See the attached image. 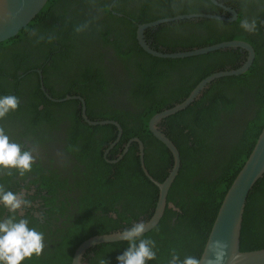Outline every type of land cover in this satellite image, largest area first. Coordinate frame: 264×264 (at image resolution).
I'll use <instances>...</instances> for the list:
<instances>
[{"label":"trees","instance_id":"obj_1","mask_svg":"<svg viewBox=\"0 0 264 264\" xmlns=\"http://www.w3.org/2000/svg\"><path fill=\"white\" fill-rule=\"evenodd\" d=\"M220 1L236 9L235 20L181 19L145 32L150 45L163 51L230 39L247 41L255 51L247 71L209 83L193 103L159 124L179 151L180 168L168 190L163 216L143 236L155 241L158 249L157 259L149 264H167L173 251L199 258L217 207L264 123V0ZM221 12L209 0H47L17 35L0 42V96L19 99L17 110L0 120V127L34 154L36 146L51 141L50 130L65 128L60 164L41 163L38 158L24 177L15 169L12 175L0 173V184L12 191L34 186L35 193L28 197L41 198L44 206L38 209L42 221L29 212L24 216L30 227L44 233L45 249L40 257L21 264H71L83 240L122 231L152 215L158 188L140 166L138 143H130L116 163L107 159H116L129 139L138 137L146 169L162 182L173 156L149 131V119L182 101L210 73L238 67L246 51L227 48L161 58L138 44L136 24L183 13ZM245 20L256 21L255 31L241 27ZM96 23L100 27L89 28ZM100 40L113 48L116 59L105 61L97 46ZM119 66L126 67L124 76L114 72ZM41 83L52 98L83 97L91 120L109 119L121 125V137L105 157L117 138L116 126L89 125L78 99L53 101L40 89ZM243 209L240 249L264 248V175L249 191ZM127 246L123 240L95 245L86 251L82 264L101 260L117 264L116 256Z\"/></svg>","mask_w":264,"mask_h":264},{"label":"water","instance_id":"obj_2","mask_svg":"<svg viewBox=\"0 0 264 264\" xmlns=\"http://www.w3.org/2000/svg\"><path fill=\"white\" fill-rule=\"evenodd\" d=\"M214 5H218L227 11L230 16L221 14L210 13H187L179 14L172 17H164L156 20H152L146 23L138 24L136 29V39L138 44L143 50L149 54L161 58H184L189 56L201 55L217 50L227 48H241L247 52L245 61L236 68H229L224 70H218L210 73L201 79L189 94L180 102L165 108L155 113L148 122L149 131L159 141L164 143L173 156L172 167L169 170L166 178L159 182L155 180L145 167L143 160V143L138 137L130 138L125 144L121 156L117 160L121 159L122 155L126 153L130 143L133 141L138 143V156L140 160V166L148 177V179L158 188V199L155 207H153L152 215L145 221H142L146 225L145 232H148L155 227L164 213V207L167 204L168 190L174 181L179 168H180V154L173 143V141L164 133L159 127V124L168 116L182 111L191 103H193L202 93V91L208 86L209 83L214 80L224 77L243 74L251 66L255 51L253 46L244 40L230 39L217 43L195 47L187 50L177 51H163L153 48L145 38V30L157 27L165 22L179 19L190 18H214L219 20L233 21L237 18V11L224 4L220 0H209ZM47 0H0V42L5 41L11 37L17 35V33L23 29L32 19L36 17L39 11L44 7ZM40 73V70H38ZM40 89L45 94L56 102H61L69 99H78L80 101L81 116L83 120L89 125H104L113 124L116 126L118 134L117 138L110 143L105 150L104 155L119 141L122 134L121 125L115 120L103 119V120H91L86 114L85 101L80 95H65L63 98H52L44 89L43 83H41ZM117 160H107L111 163H115ZM264 175V123L254 146L249 153L247 159L243 163L240 170L232 180L230 186L226 190L220 205L217 207V213L211 224L209 233L207 235L204 247L199 255L201 264H264V248L253 250H241L240 249V235L242 218L244 212V205L246 198L255 185V183ZM168 205L172 208L174 206L170 203ZM122 231H114L103 234H96L83 240L74 250L71 264H82V258L87 250L91 247L108 242L121 241L120 234ZM222 253L223 258L220 261L216 260V254Z\"/></svg>","mask_w":264,"mask_h":264},{"label":"clouds","instance_id":"obj_3","mask_svg":"<svg viewBox=\"0 0 264 264\" xmlns=\"http://www.w3.org/2000/svg\"><path fill=\"white\" fill-rule=\"evenodd\" d=\"M241 27L253 32L256 21H243ZM79 30V29H78ZM19 99L15 95L0 96V120L10 112L17 110ZM35 163L33 150L22 143L11 139L8 131L0 127V173L12 175L15 169L20 177L30 173ZM31 201L23 192L10 190L0 184V264H21L22 261L40 257L45 249L44 233L36 227H30V220L21 212L30 207ZM146 225L143 222L134 223L125 228L120 238L127 242L126 249L116 256L117 264H149L157 259L158 249L155 241L143 238ZM223 258L222 253L216 254V260ZM100 264H106L104 260ZM167 264H201L195 256H180L175 251L170 254Z\"/></svg>","mask_w":264,"mask_h":264},{"label":"flooded vegetation","instance_id":"obj_4","mask_svg":"<svg viewBox=\"0 0 264 264\" xmlns=\"http://www.w3.org/2000/svg\"><path fill=\"white\" fill-rule=\"evenodd\" d=\"M224 3V2H223ZM225 4V3H224ZM218 6V5H217ZM228 6H232V5H228ZM218 7H220V6H218ZM232 8H233V6H232ZM235 9V8H234ZM183 14H187V13H183ZM119 15H122V14H120L119 13ZM179 15V14H178ZM221 15H226V16H230V14L227 12V11H225L223 8H222V12H221ZM176 16V15H175ZM185 19H187V18H185ZM190 19H196V18H190ZM190 19H188V20H190ZM209 19H214V18H209ZM156 20V19H155ZM179 20H181V19H179ZM174 21H178V20H172V21H168V22H165V23H171V22H174ZM165 23H163V24H165ZM139 24H141V23H139ZM190 25V24H189ZM137 26H138V23L136 24V29H137ZM160 26V25H159ZM92 27H100V25H99V23H96V24H94V25H90V27L89 28H92ZM158 27V26H157ZM157 27H154V28H157ZM177 30H178V26L176 25V27H175ZM97 29H99L100 30V28H97ZM128 29H129V27H125V29H123V31L127 34L128 33ZM152 29V28H151ZM157 29H155L154 31H156ZM92 31V29H89V31L88 32H83V31H81V32H79V34H81V35H79V36H77V38H80V37H83L82 35L84 34V33H90ZM147 31V29L145 30V32ZM193 31H197V29H193ZM156 33V32H155ZM154 33V34H155ZM94 35H97V34H94ZM103 45H105V46H103ZM98 47H100L101 49H102V52H103V54H104V57H105V61H108L110 58H114V59H116V57H114V50H113V48L108 44V43H105L104 42V40H100L99 41V43H98V45H97ZM236 49V48H235ZM239 49H241V48H239ZM244 50V49H243ZM205 54H207V53H205ZM203 55V54H202ZM246 56H247V52H246ZM246 56H245V58H246ZM245 61V59L243 60V62ZM242 62V63H243ZM241 63V64H242ZM240 64V65H241ZM239 65V66H240ZM238 66V67H239ZM125 68L126 67H123V66H119L117 69H115V71L114 72H116L119 76H121L120 75V73H122L123 74V76L125 75ZM229 69V68H228ZM39 70V69H38ZM37 70V71H38ZM222 70H224V69H222ZM215 72V71H214ZM232 76H234V75H232ZM55 87V86H54ZM207 88H205L204 90H206ZM203 90V91H204ZM202 91V92H203ZM49 94V93H48ZM50 96V95H49ZM160 127V126H159ZM64 130H65V128L61 131V132H57L55 129H53V130H50L49 131V136L51 137V141L50 142H48L47 144L45 143V145L43 146V147H41V146H36L35 147V150H37V153H35V154H37V155H35L34 154V152H33V155H35V161L38 159V158H41L42 159V161H40L41 163L42 162H45V161H53L54 163H56V164H60V162H61V154H62V146H63V142H62V139H64L63 137H64ZM162 130V129H161ZM26 140L25 139H23V142H25ZM28 145H29V142H28ZM124 147H125V145L123 146V149H124ZM119 156H121V154L119 153L118 155H117V158L116 159H112V161H115V160H117L118 159V157ZM70 157V156H69ZM104 157H105V155H104ZM108 160V159H107ZM120 160V159H119ZM118 161V160H117ZM116 161V162H117ZM115 162V163H116ZM72 164H73V162L71 163V165H70V167H73L72 166ZM56 167V166H55ZM57 168H59V167H57ZM27 179H29L28 177H27ZM27 179H25L24 180V182L23 183H27ZM22 183V184H23ZM19 192H23L24 193V195H25V197H26V199H29L30 201H31V205H30V207H28V208H26V209H24L22 212H21V215L22 216H24V214H25V212H29V214H33L35 217H38L39 219H40V221H42V218H41V214H39V211L40 210H38L39 208H41V209H43L44 208V206H42V200H41V198H29L28 196H31V195H33L34 193H35V188H34V186H32L31 185V189H26V188H20V191ZM85 255V254H84ZM86 260V259H85ZM82 263H83V258H82ZM86 264H88V263H86Z\"/></svg>","mask_w":264,"mask_h":264}]
</instances>
